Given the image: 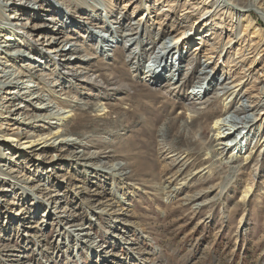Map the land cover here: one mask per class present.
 <instances>
[{
    "label": "rangeland",
    "instance_id": "1",
    "mask_svg": "<svg viewBox=\"0 0 264 264\" xmlns=\"http://www.w3.org/2000/svg\"><path fill=\"white\" fill-rule=\"evenodd\" d=\"M12 1L11 9L0 6V24L22 38L7 44L44 58L0 53V67L27 74L18 90L33 89L30 74L39 82L27 99H10L12 107L28 108L14 115L31 116L30 125L5 112L10 101L0 108V159H13L0 160V176L9 181L0 180V264H264L261 15L226 0L201 23L204 3L186 0L172 15L159 13L171 3L156 0H48L63 6L62 24L58 8L43 0ZM78 15H91L95 26ZM184 33L183 60L163 70L172 81L146 80L162 43ZM59 34L71 36L62 51L50 42ZM23 63L35 67L28 72ZM82 66L96 70L91 81L77 70ZM14 87L0 90V100ZM41 92L47 100H28ZM48 98V110L36 109ZM244 106L256 124L251 133L235 130L222 139L229 141L223 151L214 121ZM74 124L79 134L70 133ZM182 124L188 127L180 130ZM14 125L32 137L13 136ZM10 168L12 177L3 170Z\"/></svg>",
    "mask_w": 264,
    "mask_h": 264
},
{
    "label": "bare ground",
    "instance_id": "2",
    "mask_svg": "<svg viewBox=\"0 0 264 264\" xmlns=\"http://www.w3.org/2000/svg\"><path fill=\"white\" fill-rule=\"evenodd\" d=\"M46 4H45V8H53V9H57L58 8V11H57V16H58V14L59 15H62V18H60L61 20V22H62V24H63V10L61 11L60 9H63V6H62V8L60 7V5H61V3L57 0V2L58 3H60V5L58 4V6H56V5H54L53 3H51V2H49L48 0H43ZM79 1V0H78ZM95 1H97V0H95ZM156 1H158L157 2V4H160V3H164V2H168V3H171V5H170V7H172V9L171 8H167L166 9V11H165V9L163 10L164 12H161V11H159V13H165L166 15H172V14H175V10L173 9V8H175V7H177L179 4L177 3V2H179V0H156ZM186 2L188 3V4H199V3H204L203 4V6H204V10H205V12H204V10H202L201 12H200V17L198 18V21H200V23L201 22H204L205 21V19L206 18H204V16L208 13V11L209 12H211V8L216 4V3H219L220 4V2H223V0H186ZM226 2H228V3H231V2H234V3H236L237 4V6H239V7H241L243 10H244V12H247L248 13V15H250V11L251 10H256L257 12H258V14L259 15H261V17L264 19V0H226ZM14 4L15 2L14 1H12V0H10V1H8V0H3V1H0V6L2 7V10H4V9H11V8H13V6L11 7V8H9V6L11 5V4ZM88 3V2H87ZM83 4V3H82ZM64 5V4H63ZM87 5V4H86ZM182 5V4H181ZM212 6V7H211ZM39 8H42V7H39ZM67 10H68V12L69 13H72V11H71V9L70 8H68L67 6L65 7ZM83 8V7H82ZM185 10H188V7H185L184 8ZM15 10H20V8H17V6L15 7ZM111 10V9H110ZM21 11H22V9H21ZM62 13V14H61ZM172 13V14H171ZM0 14H1V11H0ZM16 14H19V12H17ZM247 15V16H248ZM57 16L55 17V18H57ZM10 17H12V18H15L16 16H12V15H10ZM9 17V18H10ZM72 17V16H71ZM2 17H0V21L2 20L1 19ZM69 18V17H68ZM249 18H250V16L247 18L248 19V21H249V25H252V23H253V20H252V18L249 20ZM23 19V18H22ZM77 19V18H76ZM78 19H80V21H82V20H86L84 23H88V24H90L91 22V24H93L94 26H95V24H96V21L95 22H93V20L94 19H91V15H89V16H86V15H78ZM65 20V19H64ZM89 20H91V21H89ZM75 23H77V22H74V24ZM87 27V26H86ZM245 30V29H244ZM6 31H8V32H6ZM88 31V30H87ZM15 32H17L13 27L12 28H10V27H8V25H6L5 23L3 24V21H2V24H0V53H6V55L7 56H16L17 58H20V57H22V56H24V57H29V56H31V57H29V58H32V59H30V60H32V61H41V59H40V57L41 58H44V56L42 55V53L41 52H39V51H36L35 50V52H36V54L37 55H30V54H28V52L24 49V48H22V47H14V49H11V45H12V43H11V45L10 44H7V42H11V41H9V40H14V41H17V40H19V39H21L22 37H19V36H17L16 35V33ZM28 33V32H27ZM88 35H94V33L92 32V31H89V33H88ZM185 36V33L183 34V35H181V36H179L177 39L175 38L174 40H172V41H166V42H163L162 43V47H161V49H160V51L158 52V53H156L155 55H154V61H153V64H150V65H148V70L145 72V79L146 80H148V81H150V82H158L159 80H161V77L163 76L164 77V81L165 80H169V82H171L172 81V78H165V74L163 75V70L165 69V68H167V67H176L178 64H180L181 63V61L183 60V57H184V55H183V53H182V55H181V51H180V48H179V45H178V43L183 39V37ZM69 38H71V36H67V34H59V35H57L56 37H54V36H52V40L50 41L51 43H56V44H58L59 45V47H61L60 49H61V51L63 50V44H65V42L69 39ZM5 39H6V41H5ZM165 39V38H164ZM229 42V41H228ZM24 43V42H23ZM73 43H76V42H73ZM25 44V43H24ZM23 44V45H24ZM199 47H198V45H196V46H194L193 47V50H194V52L198 49ZM75 50V49H74ZM79 50H80V48H79ZM258 50V49H257ZM65 51V50H64ZM38 52V53H37ZM65 52H67V51H65ZM65 52H61V54L62 55H67L66 57H68L67 59L66 58H64V60L66 59V60H70V58H71V56H68V54L70 53V52H67L66 54H65ZM180 52V55H177V56H175L176 54H178ZM71 55V54H70ZM4 56V55H3ZM9 56V57H10ZM35 56H40V57H38L39 59H37ZM90 55H86V58H83V60L84 61H86V60H88V59H90L91 57H89ZM1 58V57H0ZM11 58V57H10ZM93 58V57H92ZM4 62V61H3ZM3 62L0 60V63H2L3 64ZM7 66H13L12 65V63H10V62H7V63H5ZM22 66L23 67H26V69H28V72H31L30 70L32 69V68H34L35 66H33V65H30V64H25V63H23L22 64ZM14 68L13 69H6V68H2V67H0V90H2V89H5V88H7V87H9V86H13V85H16V87H14V89H7V92L9 93V96H5V101L3 102V101H1L0 100V108L2 107V106H5V103H7L6 101H10V99H12V98H15V99H17L18 97H21V98H23V99H27V96H28V94L27 93H31V92H33V91H35V89H37V88H39V82L38 83H31V80H33V77H35V76H33V74H30V76H28V77H30V80H29V83L27 84V85H29V86H33V89H31V90H26V89H23L22 88V90L20 89V90H18L17 88L20 86V84L21 83H23V80H22V82H21V78L23 77V76H27V74H26V72H24V71H22V70H18L15 66H13ZM207 67L208 66H206L205 67V69H207ZM16 69V70H15ZM37 69H39V68H37ZM169 69V68H168ZM33 70V69H32ZM77 70H80V74H81V76H84L85 77V80H87V81H91V78L94 76V74L96 75V70H92V69H90L88 66H82V68H80V69H77ZM167 71V70H166ZM92 72V73H91ZM205 74H207V75H211V73H209V71H207ZM38 75V76H37ZM44 77V76H46L45 74H43V73H38V74H36V77ZM100 76V75H99ZM200 86V88H194L193 89V93L192 94H194V100H197V99H200V97H198V95H199V93L200 92H202V89H203V87H204V83L203 84H200L199 85ZM66 92L67 91H64L63 92V94H66ZM230 90H225L224 91V93H223V95H226V94H230ZM15 93V94H14ZM234 93V92H233ZM236 93V92H235ZM44 93H36V94H34L33 96H32V98H28V100H30L31 101V99L32 100H34V99H36V100H47V99H45L44 98ZM198 97V98H197ZM51 98V97H50ZM55 98V97H54ZM20 99V98H19ZM49 99V98H48ZM13 101L14 100H12V101H10V105L9 106H6L5 107V112H8V115H14V114H17L18 113V110H20V109H25V110H27L28 108H26V106L25 105H22V104H18L16 107H12V103H13ZM51 102H53V99H49V102L48 103H42L41 104V106H39V107H36V109H38V110H48V108L50 107V106H52V104H51ZM255 102V101H254ZM87 104V106L86 107H84V108H82V109H90L92 106H91V104H89V103H86ZM249 106H252V104L251 105H249ZM249 106H244V107H241V112L237 109V110H233V111H230V112H228V113H224V114H222V115H220V116H218L216 119H215V121H214V126H215V129H216V131H217V135H218V139H219V144L220 145H222V150L224 151L225 149H227L229 146V144H228V142L229 141H224V140H222V139H225V137H227V136H229L230 134H231V132L232 131H238V135H240L241 136V134H242V132L244 131V130H247V133H251V131H252V129H253V126L256 124V121H257V119H258V117H257V115H255V116H253V117H250L247 113H248V107ZM140 107V106H139ZM70 112V111H69ZM224 112V111H223ZM222 112V113H223ZM23 113H25V112H23ZM19 114H22V113H20V111H19ZM43 116L42 114H37V115H35V117L37 118V117H39V116ZM18 115H14V119H16V120H23V122H25V121H27L29 118H31V116L29 117V116H23V117H20V118H18L17 117ZM44 116H45V114H44ZM17 117V118H16ZM33 117V116H32ZM47 117V116H46ZM18 120V121H19ZM43 120V119H42ZM30 122L31 121H27V122H25L24 124L25 125H30ZM157 122V121H156ZM80 124V123H79ZM227 125H230V130H229V132L228 133H226L225 132V127L227 126ZM74 126H75V124H74ZM213 126V127H214ZM152 127V126H151ZM188 127V124H182L181 126H180V130L181 129H183V128H187ZM2 128H4V127H2V126H0V132H5L4 130L5 129H2ZM18 126H16V125H14V127H13V129H17V131H14V132H12L11 134L13 135V136H15V137H20V136H22L24 133L26 134V136H25V139L26 138H30V137H32L31 136V134H30V132H28L27 130H25V128L24 129H21V130H18ZM24 130L26 131V132H24ZM65 131H68V129H66ZM71 132L70 133H72V132H74V134H79V131L77 130V125L75 126V127H73V129H71L70 130ZM9 134V133H8ZM179 134V133H178ZM182 134V133H181ZM39 135H41V134H37L36 136H39ZM187 140V139H186ZM231 141H238L239 142V140H236L235 139V137L233 138V139H230ZM2 142H4L2 145H4L5 143H7L8 141H10L9 139H3V140H1ZM62 141H64V143H66V144H81L80 142L81 141H79V140H77V139H68V138H66V139H63ZM190 141V140H189ZM191 141H192V139H191ZM103 143V141H99V140H97V141H95L94 142V145H97V146H102L101 144ZM234 143V142H233ZM55 144V143H54ZM234 145H236V147H238V143L236 142V144L234 143ZM1 149V148H0ZM8 153V152H7ZM102 153H104V152H101V153H99V154H94V155H91V157L90 158H93V157H96V155H97V157H99V156H101V154ZM3 154H4V152H3ZM74 154L76 155V157H78V153L76 152L75 153V151H74ZM73 155V154H72ZM179 155V154H178ZM74 156V155H73ZM182 157V156H181ZM2 159H0L1 160V162L3 161V162H5V161H8V160H13V159H10V158H8V157H1ZM60 158V157H59ZM178 162V161H177ZM180 164V163H179ZM1 165H3V166H5V164L4 163H0V167H1ZM119 166H120V168L119 169H123V165H121V164H119ZM177 166V165H176ZM3 170H6V172H7V174L9 175V176H13V172L15 171V169H13V168H10L9 170L8 169H3ZM17 177L18 176H16V179H17ZM6 178H3V177H1L0 176V180H2V181H6L5 180ZM9 180V179H8ZM1 181V182H2ZM20 181V180H19ZM6 182H8L9 183V181H6ZM15 187L16 186H21L22 184H19V183H16L15 182ZM35 190H38V189H33V191L35 192V193H37ZM0 191H4V189L3 188H0ZM2 196V195H1ZM248 195L246 194V192L244 193V195H243V198L242 199H244V198H246ZM49 200V199H48ZM43 201L42 200H40V203H42ZM39 203V202H38ZM39 203V204H40ZM2 209V206H0V210ZM20 213V212H19ZM243 220H244V217L242 216L241 217V222H243ZM8 253V252H7ZM10 255V254H9Z\"/></svg>",
    "mask_w": 264,
    "mask_h": 264
}]
</instances>
